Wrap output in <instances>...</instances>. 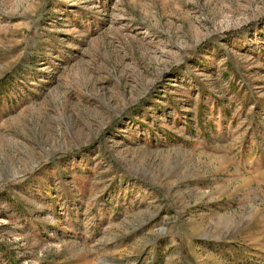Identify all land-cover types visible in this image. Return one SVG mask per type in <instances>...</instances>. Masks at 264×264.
I'll return each mask as SVG.
<instances>
[{
  "label": "rangeland",
  "instance_id": "374dc122",
  "mask_svg": "<svg viewBox=\"0 0 264 264\" xmlns=\"http://www.w3.org/2000/svg\"><path fill=\"white\" fill-rule=\"evenodd\" d=\"M0 264H264V0H0Z\"/></svg>",
  "mask_w": 264,
  "mask_h": 264
}]
</instances>
